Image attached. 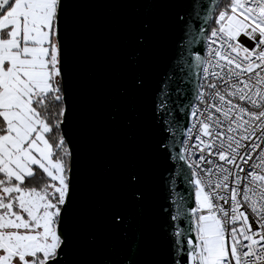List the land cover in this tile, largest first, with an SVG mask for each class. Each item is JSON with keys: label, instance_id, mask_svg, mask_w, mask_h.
<instances>
[{"label": "snow or ice", "instance_id": "6c2138e0", "mask_svg": "<svg viewBox=\"0 0 264 264\" xmlns=\"http://www.w3.org/2000/svg\"><path fill=\"white\" fill-rule=\"evenodd\" d=\"M181 2L173 17L179 59L170 62L154 103L167 134L158 149L169 153L171 144L184 145L176 153V172L164 178L176 210L162 209L169 217L162 226L168 247L160 264H264V0ZM100 3L109 12L132 7L134 47L128 60L139 68L152 18L170 0ZM69 7V0H0V264H146L140 243L145 193L134 158L124 178L123 203L97 205L101 222L117 229L123 244L109 245L98 261L84 258L97 244L96 231H86L82 249L75 245L84 226L76 215L67 132ZM196 44L205 45L207 55L195 57L203 78L190 81L188 97L182 85L192 73H183L192 64L183 53L192 54ZM143 87L137 72L131 88ZM117 91L135 112V93L128 87ZM173 105L185 115L191 109L188 140L179 135ZM129 139L135 142L131 133ZM181 176L185 191L194 188L195 206L176 191ZM181 217L183 227L174 223Z\"/></svg>", "mask_w": 264, "mask_h": 264}, {"label": "water", "instance_id": "95a60500", "mask_svg": "<svg viewBox=\"0 0 264 264\" xmlns=\"http://www.w3.org/2000/svg\"><path fill=\"white\" fill-rule=\"evenodd\" d=\"M69 4L65 38L71 64V112L67 132L72 142L76 215L78 223L84 226L76 232V248L79 251L84 247L88 229L96 231L98 240L85 259L98 261L109 245L123 244L119 231L101 222L103 213L97 205L123 203L124 178L134 158L141 177L138 187L145 193L142 254L146 264H160L166 259L168 247L162 226L169 217L162 209L171 205L170 211L176 210L169 195L171 185L164 178L169 170L176 172L175 157L178 150L182 152V144H171L169 153L158 149L162 135L167 134H162L154 103L170 62L175 65L179 59L173 17L182 10V2L170 0L168 6L153 16L139 68H133L128 60L134 47L135 12L131 6L109 12L100 0H69ZM204 48L205 45L196 44L192 54L184 50L183 55L192 64L183 73L185 76L188 71L192 73L182 85L187 89L184 96L192 95L190 81L201 79V68L196 65L195 57L203 55ZM137 72L144 77V87L138 92L131 88L132 77ZM121 87H128L130 94L135 93V112L129 111L125 99L118 94ZM184 96L179 99L184 101ZM173 109V116L180 123L179 135L184 139L191 109L185 110L186 115L175 105ZM130 133L135 137L134 143L130 142ZM179 163L186 166L185 161ZM176 191L190 196V204L195 206L194 188L185 191L182 176L177 177ZM181 221L182 217L174 223L183 227Z\"/></svg>", "mask_w": 264, "mask_h": 264}, {"label": "built area", "instance_id": "2783aa9c", "mask_svg": "<svg viewBox=\"0 0 264 264\" xmlns=\"http://www.w3.org/2000/svg\"><path fill=\"white\" fill-rule=\"evenodd\" d=\"M205 45H206V43H205ZM203 55H207L206 46H205V48H204V54H203ZM202 78H203V75H202V77H201L200 80H202ZM193 122H194V121H193V118H192V116H191V114H190V120H189V124H188L187 129H188L189 127H191V125H192ZM188 139H190V138L188 137V132H187V130H186V133H185V136H184V140H188ZM192 142H193V143L195 142V141H194V138H192ZM183 147H184V145L182 144V149H183Z\"/></svg>", "mask_w": 264, "mask_h": 264}, {"label": "bare ground", "instance_id": "6f19581e", "mask_svg": "<svg viewBox=\"0 0 264 264\" xmlns=\"http://www.w3.org/2000/svg\"><path fill=\"white\" fill-rule=\"evenodd\" d=\"M202 75H203V74H202V68H201V76H200V78L202 77Z\"/></svg>", "mask_w": 264, "mask_h": 264}]
</instances>
